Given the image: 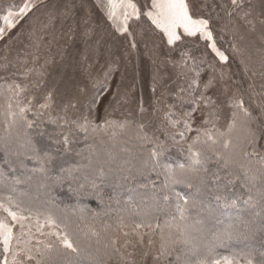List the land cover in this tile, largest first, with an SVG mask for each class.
Returning <instances> with one entry per match:
<instances>
[{
  "label": "snow or ice",
  "instance_id": "6c2138e0",
  "mask_svg": "<svg viewBox=\"0 0 264 264\" xmlns=\"http://www.w3.org/2000/svg\"><path fill=\"white\" fill-rule=\"evenodd\" d=\"M43 4L45 0H20L19 3L0 0V39L17 30ZM198 4L200 0H150V3L145 0L144 4L139 0H95L113 38H126L133 51L138 48L137 37L142 35L134 31L136 26L147 22L161 34V43L166 46L169 57L166 63L172 66L176 79L182 81L175 92L166 90L161 97L172 95L179 104L191 107L177 112L175 103L165 102L161 107V99H155L152 115L159 120L155 127L151 120H143L147 112L143 103L139 107L141 120L113 118V113L128 103L127 95L120 93L119 86L104 107V117L97 121L98 105L110 90L111 76L116 69L109 62L102 73L93 75V65L87 55L82 57L81 67L94 91L91 98L83 101L82 98L88 96L89 85H76L73 94L58 100L63 72L49 83L48 67L55 62L45 59L40 64L36 55L32 56L31 66L26 58L20 60L21 70L12 73L13 77L18 75L19 80L5 79V83L0 84L7 104L5 128L14 126L17 116L25 120L27 159L35 161L37 170L45 176L50 168L60 167L61 174L55 178L57 183L67 181L70 187L78 185V194L97 191V179L103 183L106 175L103 166L97 175L81 177L75 170L61 167L57 154L71 151L73 129L86 136L89 130L92 133L111 130L113 138L130 130L139 146L147 150L143 167L164 177L165 204L170 203L171 195L175 196L174 210L165 213L162 224L159 216L155 223H145L150 213H144L137 221L120 209H117L115 224L107 221L98 224V214L89 215L83 208H60L51 198L34 199L26 193L17 194L15 187L0 191V264H111L113 260L117 264H147L149 257L153 264H264V154L245 150L237 159L225 156L215 147L222 143L225 149L229 148L233 133L238 129L245 133L248 144L253 142L250 124L254 116L250 102L245 100L243 91L233 89L235 81L229 83L231 76L224 66L230 57L218 46V39L230 35L231 52L241 57L245 49L235 41H244L253 34L264 45V0H260L259 13L252 0H229L228 3L221 0L218 5L213 3L215 17L211 13L205 16ZM206 4L207 0L204 6ZM72 8L66 5L60 15H72ZM55 19L54 14H49L48 23L43 24L41 31ZM214 19L220 22L218 28L213 24ZM84 23L88 24V20ZM29 35L35 37V29ZM94 35L95 25L85 28L82 37L86 45ZM94 43L93 51L98 52L101 40L96 39ZM35 47L38 49L39 43ZM259 51L264 69V47ZM174 53H178V58H173ZM4 59L6 63L0 64V69L7 71L9 64L16 67L7 57ZM241 64L247 74L249 69L244 59ZM251 75L254 77L256 72ZM261 76L264 77V71ZM159 83L156 72L152 78L154 94ZM260 88L261 91L256 92L255 84H249L248 92L251 103H256L264 115V99H251L264 98V84ZM33 89L35 92L31 91ZM33 108L37 118L47 114V123L60 131L52 135L45 130L44 120L26 119L25 114ZM225 109L229 112L227 130L221 131L219 122ZM65 128L68 131H63ZM33 130L36 136L46 137L50 145H55L54 150L33 143ZM191 133L194 135H189ZM173 147L181 155L186 153V162L175 165L164 162L163 158ZM252 157H258V161L253 163ZM210 164L218 167L212 170ZM177 185H184L189 192L176 191ZM116 203H120L119 199ZM126 203L133 204L131 200ZM156 209L163 211L158 204ZM223 210H228L229 214ZM225 241L235 242L239 250L217 258L214 249L223 246Z\"/></svg>",
  "mask_w": 264,
  "mask_h": 264
},
{
  "label": "trees",
  "instance_id": "16d2710c",
  "mask_svg": "<svg viewBox=\"0 0 264 264\" xmlns=\"http://www.w3.org/2000/svg\"><path fill=\"white\" fill-rule=\"evenodd\" d=\"M16 2H18V0H16ZM90 2L91 1L89 0H52L50 3H47L40 8L38 12L36 11L37 13H33L26 23L17 31L20 35H17V32H15L14 38L10 39L9 45H12L10 51L6 46H1L0 48V64L6 63L4 59L5 57H7V61H11L16 64L15 68L9 64L7 71L0 69V84L5 83V79H8L9 81L11 79L19 80V76L17 75L13 77L12 73H18L21 70L20 60L22 59L26 58L29 61L28 66H31L33 55L39 57L40 64H43L45 59H51L55 62L54 64L49 65V73L51 67L60 63L61 57L65 56L67 52L74 54L75 59H77L76 65H78L79 68L82 64V57L87 55L88 62L93 65V75L96 73H102V70L109 62H111L110 58H112L114 54L120 55V51L122 49V45L120 43L121 37L115 39L113 38L110 27L107 24L102 23L100 17H96L94 5ZM220 2L221 0H208V4L211 8L213 7V3L218 5ZM78 3L82 5L79 6ZM252 4L256 7L257 13H259L261 8L260 0H252ZM66 5L73 6V14L68 17H62L60 13L65 9ZM49 14H54L56 19L49 24L47 29L41 31L43 24L48 23ZM213 15L215 17V12H213ZM85 20H88V24L84 23ZM214 23L216 24L214 26L218 28L220 22L216 21ZM93 25H95V35L92 40L88 41V45H86L83 40L82 33L86 27H91ZM33 29L36 31V36L30 38L29 34L33 31ZM70 29H74V31H70ZM147 31L150 33V38L152 39L153 36L154 40V37L156 38V36L152 28L148 27L144 32ZM70 36H72V39H69ZM217 36L219 37V33H217ZM36 37H43V39L37 41ZM76 37H80L82 40L77 41ZM96 39L101 40L98 52L93 51L96 47L94 43ZM235 42L245 49L243 57L234 56L232 54L229 46L233 43V40L230 35L225 34V38L223 40L218 39V46L221 47L222 50H225L226 54L230 57L225 67L230 69L236 88L243 91L245 93V100L250 102L254 116V119L250 124L252 131L251 139L253 142L248 144L245 139V133L238 129L233 133L234 139L229 148L225 149L222 143L217 144L215 147L225 156L231 155L240 159L242 152L245 150L249 153L255 150L258 153L264 154V120L257 114L258 107L256 103H251L250 93L248 92L249 84H255L256 92H260V86L261 84H264V77L261 76V71H264V69L261 67V53L259 51V49L264 47V45H261L257 36L253 34H249L247 39L244 41L237 40ZM36 43H39L38 49L35 47ZM155 48V50H157L158 46H155ZM68 49L70 51H68ZM201 51H203L202 48ZM174 54L178 56V53ZM194 54L199 56L200 52H195ZM154 57L155 62H159L158 59L160 58V52H157V55ZM241 59H244L245 64L248 65L249 70L247 74L245 73L244 64H241ZM166 61L167 58L163 56V62ZM160 67H162V65H160ZM253 71L256 72L254 77L251 75ZM170 74H174V76L171 77L168 74L167 83H170V79L172 78L173 80H176V82L170 84V87L166 88V90L170 89L171 93L177 90V88L182 84V81L176 79L175 72ZM161 81L162 80H160V87H163L164 85L162 86ZM85 85H89L86 75L83 78L81 86ZM31 91L34 92L35 90L33 89ZM93 91L94 90L89 85L88 96L82 98V101L91 98ZM29 94H31V92ZM251 99L260 101L259 96ZM165 102L175 103L176 107L174 111L177 112L188 110L191 107L187 104H179L175 101L172 95L166 96L164 102L161 103V107L164 106ZM6 111L7 104L5 95L0 92V139L5 136L7 132L11 133L8 128H5L6 115L4 113ZM14 111H16V109ZM35 111L36 109L33 108V111L26 113V119L37 120V122L44 120L45 130L52 135H56V133L60 131V129L55 125L47 123V114H45L44 117L37 118L33 114ZM228 116L229 112L225 109L222 114V119L219 122L221 131L227 130L226 125ZM103 117L104 116H101L100 120H102ZM125 117L134 121L141 120V117L138 114L129 115L128 110L126 109L120 108V111L113 113V118L124 119ZM19 119V116H17V121ZM148 120L152 121V127H155L156 124L159 123V120L157 121L156 119L150 118ZM16 125L22 130L17 131L16 135L20 134L21 142H25L24 145L26 149L23 150L20 158L22 160L21 163L28 171L26 172L25 179L28 184L27 195L31 198H51L60 208H83L88 211L89 215L96 213L98 214V224L103 221L115 224L117 209L123 210L127 214L132 215L137 221L140 220L141 215L144 213H150V215L145 218V223H155L156 216H159L162 224L165 219V213L174 210V194L170 196V203L165 204L163 201L165 192L162 190L164 177L163 175L157 176L156 173L150 172L148 169L143 167V161L148 154L147 150L142 149L139 146L138 142L134 139V137H132V132L130 130L119 133L115 138H113L111 136V130L107 133H104L103 131L92 133L91 130H89L86 136L84 133L73 129L71 151L68 153H63L61 151L57 154L58 163L61 167L65 169H73L77 175H80L78 173L91 175L94 173V167L92 166H96L97 169L103 166L106 174H110L111 172L108 169H112L113 171L115 170L117 175L120 177H130L127 180L120 179L119 177L116 181L104 179L103 183H101L100 180H97L96 183L99 185L97 191L89 190L87 193L78 194V185L72 184L70 187L69 182L67 181L63 184L56 182L55 178L61 174L60 167L50 168L47 176H45L37 170L38 165L35 161L27 159V155L29 154V150L27 148L28 136L23 133L24 131L26 132L25 120L21 119V121L16 123ZM63 131H68V129L65 128ZM34 132L35 130L32 132L33 143H36L40 148L54 150L56 147L55 145H50L46 137H38L34 134ZM237 136L239 139L235 138ZM114 141L117 144L114 143ZM169 144H171V141H169ZM103 147H107V149H109L107 154L108 158L106 162L97 166L96 163H93L92 155L95 151L102 149ZM4 152L5 150L0 148V167L5 173V182L0 184V191L6 192L8 189L13 188L12 184L19 186V183H16L14 180V173L12 171L19 170V168L17 167L14 159H10L8 164L5 162ZM208 155L211 156L213 160L216 159L211 152H209ZM185 156L186 153L181 155L177 148L173 147L166 154L163 160L166 163L175 165L180 162H186ZM96 157L99 156L97 155ZM251 159L253 163L258 161V157H252ZM216 167H218L216 164L209 165V168L212 170H215ZM6 176H8L9 179ZM4 184L6 185L4 186ZM31 189L35 194L31 192ZM176 191H179L182 194H187L189 189H187L184 185H177ZM40 193L43 194V197L40 196ZM117 199L120 201L119 204L116 203ZM129 200L133 202L132 205L126 203ZM157 204L163 211H158L156 209ZM223 211L225 214H229L228 210ZM208 239L211 241V236H209ZM257 243H259V239L257 240ZM239 247L240 246L235 242L230 243L225 241L223 246L216 247L214 249V254L217 258L230 256L233 251H238ZM111 264H117V261L113 260Z\"/></svg>",
  "mask_w": 264,
  "mask_h": 264
},
{
  "label": "rangeland",
  "instance_id": "374dc122",
  "mask_svg": "<svg viewBox=\"0 0 264 264\" xmlns=\"http://www.w3.org/2000/svg\"><path fill=\"white\" fill-rule=\"evenodd\" d=\"M51 1L52 0H45V4L50 3ZM89 1H91L92 4L94 5V12H95L96 17H100L101 22L107 24L104 21V18L101 12L95 6V0H89ZM19 2L20 0H18L17 3ZM228 2L229 0H225V3H228ZM139 3L144 4L145 0H139ZM148 3H150V0H148ZM45 4L39 6V8L36 11L38 12L40 8H42ZM204 4H205V0H200V4H198L197 7L201 10V12L205 16L211 13L212 16L214 17L212 8L208 4V0H207L206 6H204ZM78 5L81 6L82 4L78 3ZM214 22H216L215 19L213 20V24L216 25ZM25 23L26 21L22 22L21 26H23ZM20 27L17 30H15L13 33L6 35L3 39H0V48L1 46H6L10 51V49L12 48V45L11 44L9 45L10 39L14 38L15 32H17L20 29ZM148 27H150V25L147 22H145L144 24L138 25L134 28V31L142 32V35H139L137 37L138 48L135 51H133L130 48L129 43L126 42V38L124 37L120 38L122 49L120 51V55L114 54L112 58H110L116 70L112 73V76H111L110 90L107 92L106 95L102 97V100L100 104L98 105V108L96 111L97 121L101 119V116H104V107L108 103L109 99L111 98L112 93L117 90V86H119L120 93L122 95L126 94L128 97V103L121 105L117 109V111H120V108H122V109L128 110V113L139 115V107L141 103H143L144 108L147 109V112L143 116V120L147 121L148 119L152 118L158 121V117L152 115L153 101L157 98H160L161 103H163L166 96L161 97V93L165 92L166 88L170 87V84L176 82V80H173L172 78L170 79L171 82L167 83L168 76L169 75L171 77L174 76V74H170L174 72V70L172 69V66L167 64L166 62H164V64L162 65L163 56L167 59L169 58L166 46L161 43V39H160L161 34H159L156 30L152 29L156 36V38L154 37V40H153V36H152V39L150 38L149 36L150 33L148 31L144 32L145 29ZM76 40L77 41L82 40V38L76 37ZM155 46H158V49H157L158 51L155 50L156 49ZM201 48L203 49V45H201ZM68 51L70 50L68 49ZM157 52L158 53L160 52V58L158 57L159 62L157 63L155 62V64H153V60H155L154 56L157 55ZM62 57L63 59H61L60 63H57L55 64V66L51 67L50 73L47 77L49 83H51L55 78L59 77L61 72H63V80L60 82V85H59L61 95L58 96V100L60 101L67 99L69 95L73 94L75 92V86L81 85L84 76L85 75L87 76V74L82 71L81 67L79 68L78 65H76L77 59H75L74 54L67 52L66 55ZM173 58H178V56L173 54ZM217 63L219 64V62ZM65 65H67L66 68H65ZM160 65H162V67H160ZM224 70L228 72L229 75L231 76V81H229V83L231 84L233 81V76L231 75L232 73L230 72V69H228L225 66H224ZM156 72L159 73L160 80H162L161 81L162 86L163 85L164 86L160 87V83H159L155 91V94H154L152 91V78H153L154 73ZM232 87L233 89H237L235 86V83L232 84ZM65 89H68V91L66 92ZM167 91L170 92V89H168ZM261 99H264V98L260 97V100ZM4 114L6 115V112ZM257 114L261 116L262 119L264 120V115H261L259 108H258ZM18 121H21V119H19ZM8 130H10L11 133L7 132L9 134L6 133V135L0 139V148L5 150L4 152L5 162L8 164V161L10 159H14L17 167L19 168V170H12V171L14 173L13 177H14L15 182L19 180L21 181V183H19V186L15 184H12V186L16 188L18 194L19 193L27 194L28 184L26 183L27 180L25 179V176H26V172L28 171H27V168H25L24 165L21 163L22 160L20 158L21 153L23 152L24 149H26V147L24 145L25 142L23 141L21 142L20 134L16 135V132L20 131L21 128H19V126L15 124L14 126L8 128ZM23 133H26V132L24 131ZM189 135H194V133H191ZM114 143L116 142L114 141ZM106 149L107 147L98 149L92 155L93 163H96L97 166L107 161V158H108L107 154H108L109 149L107 150ZM97 155L99 157H96ZM92 167H94L93 174L91 175L83 174V173H78V174H80L81 177L85 175L90 176V177L92 175L93 176L97 175L98 169L96 168V166H92ZM108 170L111 173L106 174L104 179L110 180V181L111 180L116 181L120 177L117 175L115 170L114 171L112 169H108ZM6 177L8 178V176ZM3 182H5V173L4 171H2L0 167V184H2ZM5 185L6 184H4V186ZM31 192L35 194L32 189H31ZM40 196L43 197V194L40 193ZM136 259L139 261L140 257L137 256ZM147 264H153L150 257L147 261Z\"/></svg>",
  "mask_w": 264,
  "mask_h": 264
}]
</instances>
